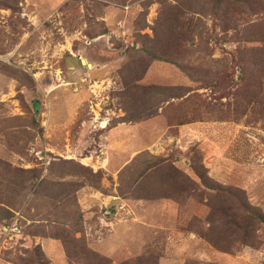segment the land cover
I'll use <instances>...</instances> for the list:
<instances>
[{"label": "rangeland", "instance_id": "1", "mask_svg": "<svg viewBox=\"0 0 264 264\" xmlns=\"http://www.w3.org/2000/svg\"><path fill=\"white\" fill-rule=\"evenodd\" d=\"M262 48L264 0H0V264H264Z\"/></svg>", "mask_w": 264, "mask_h": 264}, {"label": "trees", "instance_id": "2", "mask_svg": "<svg viewBox=\"0 0 264 264\" xmlns=\"http://www.w3.org/2000/svg\"><path fill=\"white\" fill-rule=\"evenodd\" d=\"M215 7H216L215 17H217V15L219 14L218 12L220 11L219 2H217ZM140 39H139V43H137L136 41L134 43H132L130 50H132L133 53H134V51L135 52H137V51L142 52L143 51L142 46L140 44ZM123 57L126 58L127 54L123 53ZM233 57H234L233 60H234L235 64H238L237 66L239 68L238 78L240 81L238 83H246L249 81L251 83V85H253L255 87V89L259 92V94H260L259 97L261 98V100H263L264 99V48H262L260 50H256V49L250 50L249 58L247 61H243V60L239 59L238 56H236L235 54ZM249 66H252L253 70L248 69L247 67H249ZM171 67H176L175 69H178L179 74L181 73L180 71H182V69H181L182 66L175 64L169 60H166L163 57L154 58L150 62L146 63L144 70H143V74L139 78L138 83L140 85L141 84L147 85L144 87H153V88L154 87L160 88L161 86L166 85L163 88H167V89L170 88L171 90L175 89L177 91V94L169 97L170 101L183 99L195 90L191 87H190V89H189V87H187V85H186L187 83L185 82V79L187 77H185L183 82L176 80L177 84L174 83L171 85V84H169L168 81H166V78L164 79L163 77L153 73L154 69H158V68H160V69H164V68L171 69ZM48 80L49 79H47V78L46 79L42 78L40 81V85L43 84V86H50L51 84ZM169 86H171V87H169ZM168 102H169L168 100H166V101L162 100V103L160 104V106L162 104L168 103ZM39 107H40L39 101L38 100L33 101L34 118L38 117ZM156 117H158L157 114L149 116V118H151V119L156 118ZM184 124H186V123H184ZM150 133H152V132H150ZM140 134H141V137L143 136L145 138L146 134L144 135V133H141V132H140ZM125 161H128V159L123 160V162H125ZM123 162H122V164H123ZM222 191H224V189ZM246 212L252 220H255L257 223L264 225V215L255 213L254 211H250V212L246 211ZM82 216H81V219H82V222H84ZM78 226L79 227H78V229L75 230V233H79L81 231L80 224ZM83 250L85 251L86 249H83Z\"/></svg>", "mask_w": 264, "mask_h": 264}, {"label": "crops", "instance_id": "3", "mask_svg": "<svg viewBox=\"0 0 264 264\" xmlns=\"http://www.w3.org/2000/svg\"><path fill=\"white\" fill-rule=\"evenodd\" d=\"M81 63V62H80ZM86 64L89 65V66H86L87 68H91V65L87 63L86 61ZM82 65V64H81ZM89 73L91 74L92 72L89 71ZM152 146V145H151ZM127 161L123 162V165H126ZM119 198H116V197H109L107 196L106 199L104 200V203L103 204H109L110 202H115V204L119 203L117 202Z\"/></svg>", "mask_w": 264, "mask_h": 264}, {"label": "built area", "instance_id": "4", "mask_svg": "<svg viewBox=\"0 0 264 264\" xmlns=\"http://www.w3.org/2000/svg\"><path fill=\"white\" fill-rule=\"evenodd\" d=\"M125 207H126V204H121L120 206H119V210L120 211H124L125 210ZM110 213L109 212H106V215H109ZM16 230L15 229H13V232H15Z\"/></svg>", "mask_w": 264, "mask_h": 264}, {"label": "water", "instance_id": "5", "mask_svg": "<svg viewBox=\"0 0 264 264\" xmlns=\"http://www.w3.org/2000/svg\"><path fill=\"white\" fill-rule=\"evenodd\" d=\"M80 62H81V64H82V65L89 66V65H87V64H86V61H85V60H83V59H81V60H80Z\"/></svg>", "mask_w": 264, "mask_h": 264}]
</instances>
